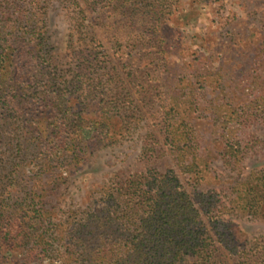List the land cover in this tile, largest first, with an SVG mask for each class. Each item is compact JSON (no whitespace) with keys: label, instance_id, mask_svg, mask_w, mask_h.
<instances>
[{"label":"trees","instance_id":"obj_1","mask_svg":"<svg viewBox=\"0 0 264 264\" xmlns=\"http://www.w3.org/2000/svg\"><path fill=\"white\" fill-rule=\"evenodd\" d=\"M56 1L70 9L69 27L79 32L75 38L68 34V68L57 61L50 41L49 13ZM173 5V0H0V264H264V247L248 248L224 229L222 217L232 208L206 188L203 132L196 122L206 119L218 129L224 165L238 167L243 152L235 148L236 132L264 117V38L247 29L239 49L245 61L238 76L242 98L237 87L221 89L229 101L222 104L221 92L204 85L189 87L184 96L177 90L160 107V136L151 134L143 146L150 154L142 169L109 179L97 190L101 196L64 216L51 202L63 171L112 141L106 117L119 120L122 136L130 129L128 110L109 97L118 86L90 16L96 20L106 9L127 13L144 6L165 21ZM205 56L195 65L200 74L221 68L218 53ZM136 112L143 115L140 107ZM166 157L174 164L164 166ZM27 162L35 170L27 172ZM255 181L256 201L247 212L264 214V175Z\"/></svg>","mask_w":264,"mask_h":264},{"label":"rangeland","instance_id":"obj_2","mask_svg":"<svg viewBox=\"0 0 264 264\" xmlns=\"http://www.w3.org/2000/svg\"><path fill=\"white\" fill-rule=\"evenodd\" d=\"M203 2L173 0L170 19L167 10L168 19L165 21L144 6L127 13L122 10L111 13L106 9L96 20V15L90 16L92 31L101 39L113 80L118 86L109 97H114L116 103L128 110L126 117L130 129L122 136L119 120L105 118L113 133L110 134L113 142L108 140L87 161L70 171H63L57 182L59 186L50 196L51 202L59 208V216L66 215L69 208H84L82 206L88 200L101 196L97 190L109 179L117 180L142 169V159L150 154L146 155L143 146L151 139V134L160 136V107L171 103L177 90L179 96H184L189 87L194 91L204 85L213 93L221 92L217 99L222 104L229 101L223 99L225 93L221 89L237 87L236 96L242 98L243 83L238 77L245 68L244 56L239 51L241 33L247 29L254 38H264V0ZM64 5L63 2H54L48 23L54 55L63 67L68 68L71 60L68 34L72 33L75 38L79 32L69 27L72 12ZM213 52L220 55L221 68L209 73L203 70L204 73L200 74L195 68L200 56L207 57ZM176 83L178 87H175ZM139 107L143 115L136 112ZM216 110L225 108L217 107ZM196 122L203 132L201 149L207 166L204 174L206 188L215 191L224 207L232 208L225 209L222 217L226 224L224 229L227 227L235 239L248 248L260 250L264 247V214H252L247 210L256 201L251 184L264 175V117L246 127L241 126L240 131V127H236L238 132L235 131L237 134L233 138L239 145L235 148L243 152V160L236 168L224 165V145L218 129L213 127L212 130L206 119H197ZM170 158L162 159L164 166L174 164ZM25 170H35L33 163L27 162ZM181 179L187 183L185 176L181 175ZM244 205H247L245 210ZM43 264L57 263L45 260Z\"/></svg>","mask_w":264,"mask_h":264}]
</instances>
